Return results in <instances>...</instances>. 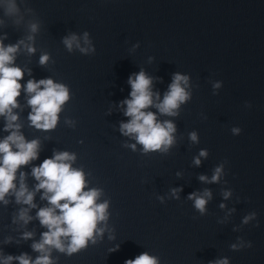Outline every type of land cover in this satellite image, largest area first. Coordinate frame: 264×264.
I'll return each instance as SVG.
<instances>
[{
  "label": "water",
  "instance_id": "95a60500",
  "mask_svg": "<svg viewBox=\"0 0 264 264\" xmlns=\"http://www.w3.org/2000/svg\"><path fill=\"white\" fill-rule=\"evenodd\" d=\"M16 3L19 13L9 16L0 0V37L6 34L5 45L25 40L36 48L29 54L21 44L15 54L25 72L21 83L51 77L70 92L51 130L31 126L27 93L22 90L18 97L14 112L20 131L29 141L38 139L40 148L39 158L18 170L17 187L19 173L25 172L34 190L33 166L56 151H68L76 154L73 167L83 169L87 187L102 190L97 202H109L107 227L98 224L105 228L103 236L97 234L95 244L89 241L72 255L53 249V264H125L143 252L158 256L160 264H211L225 257L229 264H264V0ZM32 23L39 24L36 33L30 31ZM84 32L95 52H69L63 38ZM45 53L50 58L41 65ZM142 69L154 78L152 89L161 100L175 73L189 76L191 98L181 104L179 115H158L176 126L175 142L166 153L145 154L139 144L133 150L126 145L136 141L120 131L121 122L130 119L120 104L130 98L128 78ZM4 124L0 117V139L9 135ZM233 128L241 131L235 134ZM192 132L198 142L190 139ZM202 149L208 155L197 166L194 159ZM220 165L219 182L199 179L211 178ZM173 188L182 189L178 199ZM205 189L212 196L202 215L188 196ZM225 191H231L227 199ZM42 193L36 192L37 207L30 209L33 219L27 224L14 222L27 205L16 203L12 194L6 196L9 203L0 201L3 255L28 253L33 260L40 255L32 244L47 231L36 217L48 206ZM251 213L255 217L243 223ZM24 232L34 235L24 239ZM233 244L243 247L234 250Z\"/></svg>",
  "mask_w": 264,
  "mask_h": 264
},
{
  "label": "clouds",
  "instance_id": "9594fccd",
  "mask_svg": "<svg viewBox=\"0 0 264 264\" xmlns=\"http://www.w3.org/2000/svg\"><path fill=\"white\" fill-rule=\"evenodd\" d=\"M5 3L6 15L13 16L19 13L16 0H5ZM2 23L0 20V24ZM38 30V23L30 24L31 33ZM5 37H0V117L5 118L4 131L9 132V135L0 139V201L4 204L9 203L6 196L12 194L16 203L27 205L28 207L21 208L18 216L14 218V222L23 221L24 224L33 219L29 211L37 207L34 203L36 192L43 190L41 199L47 200L48 206L40 208L36 213L40 224L47 229L42 233L41 239L32 244L33 250L40 255L33 260L28 253L5 256L0 252V260L3 264H12L13 261H18V264H53L51 257L53 249L72 255L87 247L89 241L95 244L97 234L103 236L107 227L109 202H97L102 190L87 187L88 181L83 169L73 167L76 154L68 151H56L38 166H33L31 175L38 181L34 190L29 189L25 172L19 173L17 187L18 170L21 166L38 159L40 148L38 139L29 141L20 131L22 125L17 123L19 114L14 112V109L20 107L18 97L21 96L22 90L27 93V104L31 108L28 116L31 126L51 130L57 126L59 114L69 100L70 92L67 85L56 82L51 77L40 80L33 78L29 79L26 85L22 84L25 72L15 63V54L20 50L21 44L29 54L35 53L36 48L25 40L5 45L3 43ZM27 40L33 41L34 36L29 35ZM63 44L69 52L74 49H79L83 54L95 52L88 32H84L82 37L76 33L65 36ZM49 58L47 53L41 55L40 64H47ZM153 79L143 69L133 73L128 78L131 86L130 98L120 102L121 107L126 105L124 115L130 118L126 122H121L120 131L136 141L126 146L135 150L137 144L142 145L145 154L155 151L168 152L175 142L173 134L176 132V126L171 120H159L158 115H179L181 104L191 98V93L187 90L190 86L188 75L175 73L162 100L160 93L152 89ZM214 87L219 88L220 83L217 82ZM151 107H155L158 112L149 111ZM232 131L238 134L241 130L233 128ZM190 139L198 142L197 133H190ZM207 155V150L202 149L194 159V164L199 166L200 157ZM222 174L223 165H220L216 167L211 178L201 175L199 179L207 183L219 182ZM180 191L182 189L173 188L171 194L178 199ZM223 195L227 199L231 191H225ZM211 196V190L205 189L203 192L190 193L188 199L194 202V208L203 215L207 211L206 205ZM160 199L163 200V197ZM255 215L251 213L244 217L243 223H248ZM100 222H105V228H98ZM33 235V232H24L23 238L30 239ZM248 246L251 247V244ZM118 247L117 245L111 251H116ZM231 247L236 250L243 247V244H233ZM125 264H160V259L149 252H143L135 259L126 260ZM211 264H229V261L225 257L212 261Z\"/></svg>",
  "mask_w": 264,
  "mask_h": 264
}]
</instances>
